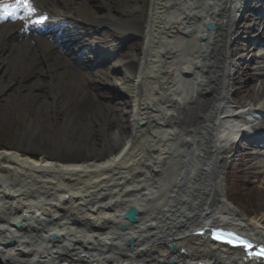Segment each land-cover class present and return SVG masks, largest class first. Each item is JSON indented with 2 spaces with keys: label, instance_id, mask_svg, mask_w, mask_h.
Wrapping results in <instances>:
<instances>
[{
  "label": "bare ground",
  "instance_id": "6f19581e",
  "mask_svg": "<svg viewBox=\"0 0 264 264\" xmlns=\"http://www.w3.org/2000/svg\"><path fill=\"white\" fill-rule=\"evenodd\" d=\"M30 1L44 15L91 28L141 30L137 5L144 0H125L120 21L79 13L73 0ZM244 1L151 0L145 42L130 59L121 56L115 63L120 77L108 75L103 82L127 110L106 107L110 95L81 94L77 86L70 91H80L77 103L86 101L72 113L86 117L95 106V119L86 117L89 125L105 119L111 131L83 149V156L61 142L33 158L28 146L38 114L24 115L20 146L0 148V264H264L240 248L213 242L209 232L195 234L221 227L264 244L263 212L245 214L224 191L227 150L235 144V154L247 152L235 141L264 129V65L256 67L259 73L244 69L247 51L230 48ZM19 29L17 23L0 25V89L17 87L44 101V91L69 90V75L85 85L79 70ZM94 36L69 39L88 40L87 54L101 43ZM17 59L8 76L4 69ZM32 75L39 79L31 81ZM233 83L244 94L238 96ZM257 116L254 126L247 125ZM131 209L135 221L125 218Z\"/></svg>",
  "mask_w": 264,
  "mask_h": 264
},
{
  "label": "rangeland",
  "instance_id": "374dc122",
  "mask_svg": "<svg viewBox=\"0 0 264 264\" xmlns=\"http://www.w3.org/2000/svg\"><path fill=\"white\" fill-rule=\"evenodd\" d=\"M124 1L125 0H76L78 4L81 2L80 10L82 13L97 17L98 15H104L105 18L107 17L112 21H120L123 19V10L127 4ZM137 1L141 2V0ZM247 1H249V4L245 6L250 7L252 0ZM137 6H139L137 9V22L138 19H142L144 23L148 22L151 0H144L143 3H139ZM106 12L110 17L106 16ZM246 13L240 12L234 24L232 39L236 40V43L233 48L243 49L245 47V43L243 42L244 32L249 31L245 27H250L252 23V20H248ZM240 16H244V19L242 17L239 20ZM241 26L243 28H241ZM134 31L129 32L128 30L120 28L106 31L111 35V39H117L115 37H118L117 43L115 44H117L119 48L125 45L123 57H129V59L133 56V53H136L135 48L145 42L147 36L146 31L140 33ZM115 34H117V36ZM118 42H120L121 45H118ZM191 43L194 44L195 41L191 39L189 44ZM189 44L188 42H184L182 46L185 48ZM117 62L119 63V60ZM243 65L244 69H249L247 63L243 62ZM114 67L115 68L111 70V75H122L116 73L117 64H115ZM14 69L13 67L9 71L5 69L4 71L7 72L6 74H8V76H13ZM239 80L242 81V79ZM243 81L244 83L242 84H245V80ZM70 84H73L72 80H70ZM231 86L234 91H239L237 92L238 96L244 94L242 85L236 86L233 83ZM240 86L241 88H239ZM104 87H100L99 93H107L105 89H103ZM73 88L74 87L71 88V86H69V90L67 91L66 89L65 92L62 91L61 88H54L49 93L44 91V93L48 94L44 98V101L36 97H31L29 93H21V91L15 90L17 87H12V89L10 87L11 90L8 87L5 90L0 89V148L14 150L20 146L21 138L26 129L24 115L27 113L31 115L35 113L38 114V118L36 119L38 127L31 139L32 142H30L28 146L29 151L34 157L43 155L49 147L53 146V143L57 146L61 142L72 149H78V153L80 152V155L83 156L86 153L83 149H87V147H90L93 143H98L102 136L108 138L111 131L107 128V120L105 121V119H103L101 122L97 121L98 123L90 126L88 123L89 120L86 118L89 116L95 119L97 107L90 106L85 112L86 117L83 116L84 118L76 113H72L78 109H82L86 104L85 100L77 103L78 100L76 96L79 97L80 91H77L76 96L74 93L72 95L70 91H72ZM65 93L67 94L65 95ZM118 98L119 97H115L114 100L112 99L109 103L115 101L116 107L120 110L123 109V111L127 110L126 101ZM37 100L38 105L36 104ZM116 100L118 101L116 102ZM39 102H43L44 104L40 105ZM45 103L48 107H45ZM32 107L34 108L31 109ZM107 115L108 114H105L106 117ZM119 116L122 117L123 120H126V115L120 113ZM60 125L64 127L62 128L63 131H60L58 128ZM238 144V148H242V150L244 147L249 148V143L246 141H242ZM119 145H121V143ZM233 147L235 148L236 145L230 146L227 150L229 153L226 154L223 162L225 195L230 202L247 215H251L254 212H263L264 214V167L260 166L264 162V158L254 156L248 149L247 152L243 150L245 153L243 152L241 154V152H237L235 154L234 149H231ZM89 158H91V156H89ZM248 162H252V164H244Z\"/></svg>",
  "mask_w": 264,
  "mask_h": 264
},
{
  "label": "snow or ice",
  "instance_id": "6c2138e0",
  "mask_svg": "<svg viewBox=\"0 0 264 264\" xmlns=\"http://www.w3.org/2000/svg\"><path fill=\"white\" fill-rule=\"evenodd\" d=\"M19 11H23V15L18 17L17 12ZM34 11L35 9L31 5L30 0H15L12 4L0 2V18L21 19L25 21V29H27L28 24L31 22L29 18L33 15ZM42 22L43 17L33 23L39 24ZM214 235L217 238L223 239L224 242L243 247L249 256L255 257L256 259H264V248L253 250V245L238 236H234L232 233L220 232Z\"/></svg>",
  "mask_w": 264,
  "mask_h": 264
},
{
  "label": "water",
  "instance_id": "95a60500",
  "mask_svg": "<svg viewBox=\"0 0 264 264\" xmlns=\"http://www.w3.org/2000/svg\"><path fill=\"white\" fill-rule=\"evenodd\" d=\"M213 27V25L211 24V23H209L208 24V28L209 29H211ZM203 38H205L204 36H203ZM136 210H134V209H131V210H129L128 211V213L125 215V218H127V219H129V220H131V221H135V215H136ZM20 224L19 223H17L16 224V226L18 227ZM57 237V235L55 234L54 235V238H56ZM176 247L175 246H173L172 247V249H175Z\"/></svg>",
  "mask_w": 264,
  "mask_h": 264
}]
</instances>
